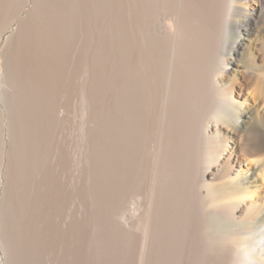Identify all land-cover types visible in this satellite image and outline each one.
Instances as JSON below:
<instances>
[{"label":"bare ground","instance_id":"1","mask_svg":"<svg viewBox=\"0 0 264 264\" xmlns=\"http://www.w3.org/2000/svg\"><path fill=\"white\" fill-rule=\"evenodd\" d=\"M254 3L123 4L115 70L113 58L105 66L104 192L110 207L135 202L134 188L146 190L138 199L144 212L134 223L124 219L121 231L129 244L143 224L154 264L182 252L186 264H264L262 32L236 62L255 34ZM196 210L208 211L204 229L220 242L221 257L206 243L197 249L204 221Z\"/></svg>","mask_w":264,"mask_h":264},{"label":"rangeland","instance_id":"2","mask_svg":"<svg viewBox=\"0 0 264 264\" xmlns=\"http://www.w3.org/2000/svg\"><path fill=\"white\" fill-rule=\"evenodd\" d=\"M124 2L0 4V264H154L144 225L129 244L121 231L144 212L146 190L110 207L104 192L105 66L113 58L115 70ZM251 25L237 63L264 34V0H255ZM207 212L197 211L201 222ZM200 227L197 249L206 243L221 257ZM182 254L161 264H186ZM198 263L207 264H188Z\"/></svg>","mask_w":264,"mask_h":264}]
</instances>
